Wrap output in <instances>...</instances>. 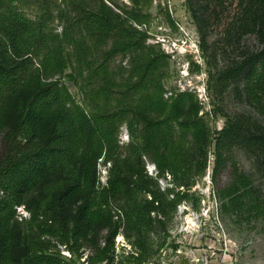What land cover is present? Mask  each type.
Masks as SVG:
<instances>
[{"label":"trees","instance_id":"1","mask_svg":"<svg viewBox=\"0 0 264 264\" xmlns=\"http://www.w3.org/2000/svg\"><path fill=\"white\" fill-rule=\"evenodd\" d=\"M129 1L0 0V264H76L84 255L113 264L121 234L131 264L156 263L167 223L211 153L213 178L231 169L217 192L223 212L264 217V193L233 154L242 147L264 162V0H245L226 31L255 33L261 49L214 75L217 91L234 85L263 119L229 117L216 131L195 92L164 86L167 57L139 27L153 0ZM200 3L186 0L203 32ZM118 56L128 59L120 71ZM68 68L81 102L64 80ZM100 159L110 163L105 184ZM146 159L174 186L161 190Z\"/></svg>","mask_w":264,"mask_h":264},{"label":"rangeland","instance_id":"2","mask_svg":"<svg viewBox=\"0 0 264 264\" xmlns=\"http://www.w3.org/2000/svg\"><path fill=\"white\" fill-rule=\"evenodd\" d=\"M116 1L122 7L131 4L129 0ZM200 2L198 7L207 19L203 32L199 31L186 0H153L149 23L139 26L148 33L147 44L154 45L167 57L163 82L168 94L171 91L195 92L204 104L201 114L205 113L213 131L222 129L229 117L251 115L263 119L234 85L225 90L215 89L217 71L241 60L246 51L262 47L253 32L235 33L234 37L227 38L226 31L241 12L245 0ZM127 61V58L118 56L113 67L120 71ZM64 80L81 102L83 96L75 85L71 68L66 69ZM119 139L123 146L131 140L126 125L121 127ZM233 154L240 169L249 174L253 184L264 193V162L259 164L256 155L242 147H234ZM214 162L215 156L211 153L206 172L198 177L189 190L188 199L178 205L177 212L167 223V233L162 234L166 239L155 257L156 263L147 264H264V217L256 218L250 212L230 217L223 212L217 192L229 183L231 169L223 168L213 178ZM109 166L110 163L104 165L100 159L98 170L102 184L106 183ZM146 169L161 190L174 186L169 175L166 178L158 176L156 166L148 159ZM18 210L27 215L24 209ZM156 242L160 244L162 241L156 238ZM60 247L65 256H72L64 246ZM130 250L126 238L118 235L117 257L113 264H131L126 258ZM86 256L79 259L74 256L76 264H88Z\"/></svg>","mask_w":264,"mask_h":264}]
</instances>
